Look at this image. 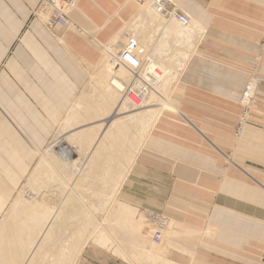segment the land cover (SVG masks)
<instances>
[{"label":"crops","instance_id":"crops-1","mask_svg":"<svg viewBox=\"0 0 264 264\" xmlns=\"http://www.w3.org/2000/svg\"><path fill=\"white\" fill-rule=\"evenodd\" d=\"M143 1L78 0L69 8L71 25L51 32L35 16L40 0H0V223L70 115L90 70L106 58L104 46L128 33L126 25L151 7L152 0ZM172 1L192 19L180 29L187 32L182 45L187 50L178 57L187 60L173 89L181 90L162 106L169 108L158 114L135 161L125 168L119 198L128 206H121V214L132 222L131 212L124 211L148 209L173 220L161 245L171 241L167 257L175 264H259L264 248V0ZM145 22L151 23H138ZM147 25L138 36L140 50L156 56L151 34L158 25ZM254 63L262 82L251 122L236 134L239 101ZM118 240L129 255L149 261L141 256L146 244L140 236L136 249ZM90 241L77 246L71 264H136L115 244L111 251L128 259L88 246Z\"/></svg>","mask_w":264,"mask_h":264},{"label":"rangeland","instance_id":"rangeland-1","mask_svg":"<svg viewBox=\"0 0 264 264\" xmlns=\"http://www.w3.org/2000/svg\"><path fill=\"white\" fill-rule=\"evenodd\" d=\"M142 8H143V6H141V9ZM144 13H149L150 18L148 17L147 21L151 22V23L145 22V24L143 26H138V25H142L143 23L139 24L137 21V18L135 16L134 19L132 20V23H128V25H126L125 31H128L131 34H135V36H137L138 39H141L138 36H142L144 34V32H146L145 29L148 28V26H149L147 24L158 25L156 27V33L157 34L153 33V34H151V37L153 38V40H156L157 46L159 47L160 51H158V47H156V49H155V50H157L156 52H158L160 54L164 51L165 52L164 54L166 55V56L165 55L164 56L166 58L163 57L162 54H160V57L161 56L162 57L158 58L159 54L156 52H155V55L158 56L157 57L158 59H161L163 61L165 60V64L169 67V69L175 71V76H173V79L171 78L172 80L170 81L171 82L170 88H172V87L174 88L175 85L177 84L178 80H179L180 72L183 69L184 64L186 63V60H187L184 57H182V58L178 57L180 55L184 56L183 53L185 50H187V49H184V47L182 46L184 44L183 36H186L187 32L184 31V33H183L181 31L183 29V27H181L180 25H176V23H169V27H171L172 31H173V33L170 34V32H172V31H169L170 29H167L169 32L165 31V29L161 30L163 24H165L166 21H164L158 15H156L151 7H148V10L145 11ZM154 20H157V21L159 20V22L154 23L153 22ZM160 31H161V35L157 38V35H159ZM162 31H163V33H162ZM148 33L150 34L149 31H148ZM168 36L169 37L171 36V38H173V39L167 38ZM164 37H166V39H169L170 41L166 40ZM121 39H123V38H121ZM168 43H169V45H168ZM177 43H179V45ZM140 45H143V42H141ZM180 45H181V47H180ZM149 46H151V45H149ZM161 46L163 47V49L161 48ZM166 47H167V50H166ZM170 47H171V50H170ZM178 49H180V50L178 51ZM166 51H168L169 53ZM167 55H169V56H167ZM105 62L107 63V59H105ZM105 62L103 60L101 62V64L104 63V65H105L106 64ZM180 64L183 67H181ZM99 66H97L96 68H93V67H95V66H93L92 69L90 70V79H89L87 86L85 87L81 96L79 97V99L75 103V106L72 108L70 115L68 116L66 121L59 127L55 136L53 137L52 141L50 142L49 146L43 152V153H45L46 156H43V153L41 154L37 165L33 169L32 173L25 180V183L21 187V189L19 190L16 199L11 203L9 209L5 213L3 219L0 223V232L4 230L2 235H0V243L5 244L4 237L7 236L6 234L10 230L8 228H10L13 224H17L16 221H18L19 222L18 224H21V225L26 224L28 221V217H25V216H27L28 214H29L28 215L29 219L32 218V219H30V221L34 220L33 218L35 215L33 214L34 216H32L30 214V212L33 210L32 209L33 203H31L32 199H30V201L26 200L28 198L27 195L31 194L33 196H36L35 200L37 199L39 202L35 201L34 203H36V202L40 203L41 200L37 197L38 196L41 197L42 194H44L45 195V197L43 198L44 201H41L40 205H42V206L44 205L45 210L47 209L50 212L53 209H55V210L58 209V213H57L58 217H56V218L54 217V219H53L54 225H53V227H51L50 232H49L51 234V230H52V237H50L49 240L48 239L45 240V242H49V243L45 244V246L43 245V243H42L43 246L40 244L42 247L39 245L40 248L38 247V249L34 253L36 255L31 257L32 259H34V257H35V260L31 259L32 262L33 261L36 262V260H37V262L36 263L35 262H33V263L29 262L30 264H54V262L56 264L57 258L59 259L58 260L59 264H71L72 261L74 260L75 254H77V253H75V249L80 244V242H82L84 240V238L91 231H93L92 230L93 229L92 221L95 223V225L97 223V221H94L93 218L92 219L89 218L91 215L87 212V210L83 209L82 205L80 204V202L78 201L77 198H74L72 200L67 199L69 201H65V203L63 201H61L62 196H64V192H65V194L67 193L66 192L67 187H65V185H62L63 182H62V180H60V176L58 175L59 173L57 172V170L59 169L58 171H60L62 174L66 175V176H70L71 174L74 173L75 176L79 178L78 172H79V170H81V166H82L81 164H83V159H84L83 155L86 153L85 150L87 151L90 142L91 141L94 142L99 136V122L100 121H98V119L101 117L99 116V118H98V115L102 111V109L105 105L110 104L107 101L108 98L105 97V94L100 89L99 84H98V80H97L98 78H97L96 71L99 68ZM107 66L105 65V67H103V68L108 69ZM103 77H104L105 81L110 80L111 74H109V77L106 76V74H105ZM170 88L166 90L167 94H166V92H164V95L167 97L171 94L170 95V100H171L172 96L175 97V95L179 94L181 88L176 87L175 89L172 88V90ZM169 90H170V92H169ZM153 103H155V102H153ZM119 104L120 105H118V107H117V104L115 105L116 109L119 108V112H115V114H116L115 116L118 118L116 120V128L112 130V133L109 137V140L107 141V145L109 143V146H106V149L102 150V153H101L102 155L100 154L99 157L94 159V162H91V166L93 163H94V165L92 167L93 169L90 172V174H88L86 177L82 176V179H80V180H74L73 184L75 185V188L77 190H79V192H81L85 196L87 201L89 203H91V205L93 206L92 208L96 212V214L98 215L100 221H102L103 224L110 231H111V226H112V228H113L112 231H115V233L117 234V237L120 238L122 243L128 249H136V247H138L137 242H138V237L140 236V238L143 241V245L146 244V250H147V248L157 247V246L153 245L150 242L151 240L149 239L150 232L148 229L150 228V224L147 223V221L145 220L142 211H138L136 208H131L130 212H131V216L133 217L132 222L138 223V225H139V230L135 234L136 228L134 229V228H132V226H130V224H133L131 222V220L127 219V222H126L124 220L125 217L121 214V205H123V207L128 206V205H124V204L120 203L121 199L119 198V190L118 189H119V183H120V180L122 178V175L125 172V168L130 164V162L133 160L134 156L137 154L138 150L140 149L139 147H141L142 141L144 139V134H146L148 132L149 128L152 127V124L154 123L155 118L158 116V113H156L157 116H156V114L155 115L152 114L153 116L151 114H150L151 116H149V115L144 116L142 113H139V114L134 113L131 116L130 111H129L130 109L129 108L126 109L125 104L123 102L122 103L120 102ZM158 104H160V107H161L165 103H162V101H160ZM167 108H169V107L165 106L164 108H160V110L163 111L164 109H167ZM151 109H154V108H151ZM154 112H156V110H154ZM103 117H106L105 122L108 120V118H110V117L105 116V115H103ZM102 120H104V118ZM102 120H101V125H102ZM142 124H144L145 126H143ZM117 128H119V129L117 130ZM133 130H134V132H133ZM134 134H136V135H134ZM79 139H80V142H79ZM81 139H85L86 142L84 140L82 141ZM83 142L87 143V149L85 147L86 145H84L82 147L80 146V145H83L82 144ZM126 142L127 143L129 142L130 144L128 143L126 145L125 144ZM69 143H72V145L71 144L70 145L75 146L76 148L75 147H73V149L66 148V145ZM112 144H113V146H112ZM124 146L126 149H122V148H124ZM112 147H114V149ZM120 147H122V148H120ZM112 149L118 155L116 153L114 154ZM125 151H126V153H125ZM127 152L129 153V156H128ZM108 153H111L112 156L114 155L113 156L114 161H113V157L111 156L112 162L109 165L111 167L108 166L109 167L108 170H106L107 167L104 170V168L102 169L103 159H104L105 155H108ZM123 153H125V154H123ZM121 155H123V156L120 158ZM130 155L131 156L133 155V156L131 157ZM128 157H131V159ZM51 161L56 164L55 168L52 167L51 165H49V163L51 164ZM52 168L56 169L55 173H54V169L52 170ZM104 171L106 173H104ZM74 174H73V176H74ZM94 174H98L95 176V179L92 178V176ZM92 179H94V182H92ZM96 180L98 181V183ZM94 183H96V184H94ZM114 199H115V202H114L115 204L111 205V207L109 208L108 206H109L110 202H112ZM33 201H34V199H33ZM28 203H29V205H28ZM59 204L60 205L63 204L61 206H63V209L65 211H68L73 205L76 204L73 216L72 217L68 216V214H66L65 216H61L59 213V209H61L62 207H60ZM34 206H36V207L38 206L40 208V206L38 204H36ZM42 206H41L40 210H42ZM24 207L25 208L28 207L30 210L29 213H27V214L24 213L25 216L23 215V212L21 211V209H24ZM58 207H60V208H58ZM80 207H81V209H80ZM53 212H54V210H53ZM55 215L56 214H54V216ZM23 216H24V218L21 219ZM29 223H31V222L28 221L27 224H29ZM37 231H39V230H37ZM37 231L34 233L35 234L33 236L34 238H36ZM133 231H134V235L132 234ZM93 233H94V231H93ZM53 234H54V236H53ZM1 237H2V239H1ZM57 237H59V239ZM168 237H169V233L167 234V239H168ZM25 239L27 241L26 236H25ZM167 239H166V241H167ZM33 240L34 239L30 240V242ZM55 240L57 242H55ZM134 242H135V244H133ZM33 243H34V241H33ZM52 243H54V244L52 245ZM59 243H61V244H59ZM30 244H27L24 246L25 250L27 249V246L29 247ZM90 245L104 249L107 252H109L110 255H111V253H113L114 255H116L117 257H119L121 259L127 258V257H125V255L123 253L120 254L119 251H116V252L111 251V246H110V248H107V247L98 245V244L94 243L93 241L92 242L90 241L88 243V246H90ZM161 246L158 248H161ZM44 247L46 248V250ZM43 249H44V251H43ZM29 250H30V248L27 249V251H29ZM38 250H40V251H38ZM27 251L26 252L24 251V253L27 254L28 253ZM57 252H58V254L60 252L59 256L57 255ZM37 253H40V254H37ZM132 253L133 254H139V252H132ZM56 256H57V258H56ZM144 257L146 258V256H144ZM133 258L136 260L137 264L142 263V261L139 260L138 258H136V257H133ZM46 261H48V262L45 263ZM142 264H153V262L151 263L149 261H145Z\"/></svg>","mask_w":264,"mask_h":264},{"label":"bare ground","instance_id":"bare-ground-1","mask_svg":"<svg viewBox=\"0 0 264 264\" xmlns=\"http://www.w3.org/2000/svg\"><path fill=\"white\" fill-rule=\"evenodd\" d=\"M148 17H149V13H142V15L140 16V18L138 19V22H142V20H147L148 19ZM150 18V17H149ZM165 21V20H164ZM166 22H169V21H166ZM139 24H142V23H139ZM145 23H143L142 25H138V26H143ZM178 24V23H177ZM137 27V26H136ZM169 23H165L164 25H163V29H165V31H167V32H169V31H172V28L171 27H169ZM138 28V27H137ZM185 28V27H184ZM162 29V30H163ZM167 29H170L169 31L167 30ZM175 29V28H174ZM139 33V32H138ZM173 33V31L172 32H170V34H172ZM165 39H166V37H164ZM163 38V39H164ZM168 38V37H167ZM121 40V39H120ZM166 40H169V39H166ZM170 41V40H169ZM168 41V42H169ZM115 42V41H114ZM170 43V42H169ZM169 43H168V45H169ZM164 44V43H163ZM179 45V44H178ZM156 47H158V46H156ZM180 47H181V45H180ZM161 48L163 49V47L161 46ZM169 48V47H168ZM141 51H143V53L146 55V56H149V57H151L152 58V65L153 66H158L160 69H161V71H162V76H163V79H162V82H161V84H160V87H159V89H158V91L157 92H155L154 94H152V98L150 97L149 98V100L146 102V104L143 106V108H141V109H136V110H134V109H130L129 107H128V105L127 104H125V108L127 109V108H129L130 110V114H131V116L134 114V113H137V114H139V113H142L144 116L145 115H149V116H151L152 114H156V113H160L162 110H160V108H163L162 106L160 107V104H158L160 101H162V103H166L167 102V100H169V97H170V95L169 96H165L164 95V92H166V90L167 89H169L170 88V84H171V80L173 79V70H171V69H169V67L165 64V60L163 61V60H161V59H158V58H161L160 57V54H162L163 55V57H165L166 55L164 54L165 52L163 51L162 53H158V52H156L157 50H155L156 48H154V53L156 52V53H158L159 54V57L158 56H154V55H152V54H149L148 52H150L151 50H149V51H147L145 48H143V47H141ZM165 49V48H164ZM166 50H167V47H166ZM170 50H171V47H170ZM180 49H178V51H179ZM158 51H160L159 50V47H158ZM162 51V50H161ZM166 52H168V51H166ZM169 53V52H168ZM167 54V53H166ZM165 55V56H164ZM167 56H169V55H167ZM157 59H156V58ZM166 58V57H165ZM164 58V59H165ZM106 59V58H105ZM105 59H104V62H105ZM106 63V62H105ZM184 63V62H183ZM106 66H107V63L105 64ZM105 65H104V63H102L100 66H99V68H98V70L96 71V73H97V80H98V84H99V87H100V89L103 91V93L105 94V97L106 98H108L107 99V101L110 103L109 105H105L104 107H103V109H102V111L99 113V115H98V118H99V116L101 117V118H99L98 119V121H100L99 122V136H98V138L93 142V141H91L90 139V144H89V146H88V150L86 151L85 150V154L83 155L84 156V159H83V164H81L82 166H81V170H79V174H78V176H79V178L78 177H76L75 176V174H74V176H73V174H71L70 176H66V175H64V174H62L60 171H58L57 170V172L59 173L58 175L60 176V180H62V182H63V184L62 185H65V187H67V190H66V194H65V192H64V196H62V200L61 201H63L64 203H65V201H69V200H72V199H74V198H77L78 199V201L80 202V204L82 205V207H83V209H85V210H87V212L91 215L89 218H93V220L94 221H97V223H96V225H95V223L92 221V223H93V231H94V233H93V231H92V233H91V235L86 239V240H84V243L82 244L81 242H80V244L78 245L79 247H81V249L84 247V245L87 243V241H89V240H93V241H95V242H98L99 244H102V245H104L105 247H107V248H110V246L111 247H113L114 246V244L118 247V248H120L122 251H123V253L129 258V260L130 261H132V263H136V260L131 256V255H129L127 252H126V250H124V248L122 247V245H121V243H120V241L118 240V237L113 233V232H111V231H109L108 230V228L103 224V222L102 221H100V219L98 218V216L96 215V212L93 210V206L91 205V203H89L88 201H87V199L85 198V196L81 193V192H79V190H77L76 188H75V185L73 184V182H74V180H80V179H82V176H84V177H86L88 174H90V172L92 171V167H93V165H94V163L92 164V166H91V162H94V159L95 158H97V157H99L100 156V154L102 153V150L103 149H106V146H109V143H108V145H107V141L109 140V137H110V135H111V133H112V130L113 129H115L116 128V120H117V118L118 117H116L115 115V112H119V108L118 109H116V104H117V107H118V105H120L119 103L121 102L122 103V100H121V97H120V94H119V92L111 85V78H110V80H107V81H105V79H104V75L106 74V76H108L109 77V74H110V70H109V67H108V69L107 68H103V67H105ZM181 65V64H180ZM181 67H183L182 65H181ZM120 74L123 76V77H126V78H128L129 77V73L127 72V71H125V70H121L120 71ZM172 78V79H171ZM116 85H120V83L118 82V81H116V82H114ZM173 88V87H172ZM172 88H170L171 90H172ZM169 92H170V90H169ZM172 92V91H171ZM166 94H167V92H166ZM163 99V100H162ZM153 102H155V103H153ZM151 108H154V109H151ZM154 110H156V112H154ZM109 114V115H108ZM151 114V115H150ZM103 115H105V116H108V117H110V118H108V120L105 122V119H106V117H103ZM141 116V115H140ZM153 116V115H152ZM156 116H157V114H156ZM155 117V116H154ZM104 118V120H102ZM156 119V118H155ZM101 120H102V125H101ZM132 120V119H131ZM151 122V121H150ZM155 122V121H154ZM152 123V122H151ZM143 126H145L144 124H142ZM152 126H153V124H152ZM119 128H117V130H118ZM150 130H151V128H149V130H148V134H149V132H150ZM143 133V132H142ZM122 134V133H121ZM120 134V135H121ZM144 134V133H143ZM147 134V135H148ZM134 135H136V134H134ZM142 135V134H141ZM145 135V134H144ZM147 135L145 136V138H144V141L146 140V138H147ZM116 136V135H115ZM114 136V137H115ZM113 138V137H112ZM117 138V137H116ZM142 139V138H141ZM82 141L84 140L85 141V139H81ZM78 142V141H77ZM79 142H80V139H79ZM86 142V141H85ZM74 143V142H73ZM129 143V142H128ZM127 142L125 143L126 145L128 144ZM132 143V142H131ZM142 143H143V141H142ZM72 145V143H69V144H67L66 145V148H68V149H73V147H75V146H71ZM83 145H80L81 147L82 146H84V145H86L85 147H86V149H87V143H82ZM124 144V143H123ZM130 144V143H129ZM78 145V144H77ZM125 145V146H126ZM138 145V144H137ZM136 145V146H137ZM142 145V144H141ZM71 146V147H70ZM112 146H113V144H112ZM115 146V145H114ZM118 146V145H117ZM123 146V145H122ZM124 146V147H125ZM139 146V145H138ZM116 147V146H115ZM76 148V147H75ZM113 149H114V147H112ZM120 148H122V147H120ZM140 148V147H139ZM80 149V148H79ZM113 149H112V151H113ZM117 149V148H116ZM122 149H124V148H122ZM126 149V148H125ZM77 150V149H76ZM132 150V149H131ZM124 151V150H123ZM130 151V150H129ZM137 151V150H136ZM138 151H140V149L138 150ZM114 152V151H113ZM126 152V151H125ZM116 152H114V154H115ZM122 153V152H121ZM133 153V152H132ZM136 153V152H135ZM117 154V153H116ZM123 154H125V153H123ZM137 154H138V152H137ZM102 155V154H101ZM118 155V154H117ZM116 155V156H117ZM135 155V154H134ZM43 156H46L45 155V153H43ZM82 156V157H83ZM111 153H108V155H105L104 156V159H103V165H102V169L104 168V170H105V168L107 167V169L106 170H108V168L109 167H111V166H109L110 164H111V162H112V160H111ZM114 156V155H113ZM112 156V157H113ZM123 155H121L120 156V158L122 157ZM129 156V155H128ZM131 156V155H130ZM133 156V155H132ZM131 156V157H132ZM126 157V156H125ZM131 157H128V158H130L131 159ZM137 157V155L136 156H134V158H133V161H131V163L133 164V162L135 161V158ZM117 158V157H116ZM115 158V159H116ZM113 161H114V157H113ZM125 162V161H124ZM123 162V163H124ZM130 163V164H131ZM131 164V165H132ZM49 165H51L52 167H56V164L55 163H53L52 161H51V164L49 163ZM109 166V167H108ZM130 166V165H129ZM54 168H52V170L54 169ZM125 168V167H124ZM127 168V167H126ZM130 169V167L128 168V170ZM55 170L56 169H54V173H55ZM61 170V169H60ZM103 171V170H102ZM56 172V173H57ZM128 171H126V173H125V176H127L126 174H128L127 173ZM104 173H106L105 171H104ZM130 173V172H129ZM102 174V173H101ZM57 175V176H58ZM96 175H98V174H94L93 176H92V178H94L95 179V176ZM106 175V174H105ZM58 176V177H59ZM90 176V175H89ZM107 176V175H106ZM105 176V177H106ZM125 176H124V178H125ZM104 177V176H103ZM59 179V178H58ZM94 179H92V182H94ZM98 180V179H97ZM96 180V181H97ZM102 180V179H101ZM51 182V181H50ZM121 182H123V180L121 181ZM97 183H98V181H97ZM102 183V182H101ZM94 184H96V183H94ZM122 184V183H121ZM120 185V184H119ZM122 186V185H121ZM120 189V188H119ZM118 189V190H119ZM65 190V189H64ZM117 190V189H116ZM33 192V191H32ZM27 193V192H26ZM71 194V195H70ZM24 196V195H23ZM27 199L26 200H29L30 201V199H32L31 200V203H33L32 204V211L30 212V214L32 215V216H34V220H31L30 221V219H32V218H30L29 219V214L27 215V216H25L24 215V213L25 214H27V213H29V208L27 207V208H25L24 207V209H21V211L23 212V215L25 216V217H28V221L29 222H31V223H29V224H27L28 223V221H27V223L26 224H18L19 222L18 221H16L17 222V224H13L10 228H8V229H10L9 230V232H7V236H5L4 237V241H5V244L3 243V244H1L0 243V264H28L29 262H32L31 261V257H33V256H35L36 254H34L35 253V251L38 249V247H39V245L41 244L42 245V243H43V245L45 246V244H48L49 242H45V240L46 239H48L49 240V238L50 237H52V230H51V234L49 233L50 232V229H51V227H53V225H54V222H53V219H54V217L56 218V217H58L57 215V213H58V209H53L54 210V212H53V210L50 212V211H48L47 209L45 210V207H44V205L42 206V205H40V203H41V201H44L43 200V198L45 197V195L44 194H42V196L41 197H37V198H39L41 201H40V203H34L35 201H38L37 199L35 200V198H36V196H33V195H27ZM71 197V198H70ZM102 197V196H101ZM116 198V197H115ZM33 199H34V201H33ZM67 199H69V200H67ZM115 200V199H114ZM28 201V202H29ZM39 202V201H38ZM30 203V204H31ZM62 203V202H61ZM36 204H38L39 206H40V208H41V206H42V210H40V208L37 206H34V205H36ZM43 204V203H42ZM28 205H29V203H28ZM60 205V204H59ZM58 205V206H59ZM61 205H63V204H61ZM60 205V207H62L61 209H59V213H60V215L61 216H65L66 214H68V216H73V213H74V211H75V205H73L68 211H65L64 209H63V206H61ZM27 206V205H26ZM55 206V205H54ZM122 207H123V205H121ZM23 207V206H22ZM35 207V208H34ZM47 207V206H46ZM60 207H58V208H60ZM109 208L111 207V202H110V204H109V206H108ZM107 207V208H108ZM49 208V207H48ZM80 209H81V207H80ZM45 210V211H44ZM145 210V209H144ZM81 211V210H80ZM50 212V213H49ZM82 212V211H81ZM80 213V212H79ZM83 213V212H82ZM107 213V212H106ZM124 213H126L127 214V216H128V214H130V211L129 210H126V211H124ZM34 214V215H33ZM54 214H56L55 216H54ZM30 215V216H31ZM79 215V214H78ZM24 216L21 218V219H23L24 218ZM88 218V217H87ZM58 219V218H57ZM64 219V218H63ZM20 220V219H19ZM27 220V219H26ZM21 221V220H20ZM65 221V220H64ZM173 221V220H172ZM171 221V224H170V227H169V232L170 231H172V228H173V222ZM65 223V222H64ZM63 224V223H62ZM137 228L139 229V225H138V227H136V230H137ZM4 229V228H3ZM37 230H39V231H37ZM113 230V229H112ZM37 231V235H36V238H34L33 236L35 235L34 233ZM4 232V230L3 231H1L0 232V235H2V233ZM39 232V233H38ZM169 232H167V233H169ZM171 233V232H170ZM29 234V235H28ZM4 236V235H3ZM25 236L27 237V241H26V239H25ZM53 236H54V234H53ZM54 238V237H53ZM58 239H59V237H57ZM1 239H2V237H1ZM32 239H34L33 241H34V243H33V241H31L30 242V240H32ZM47 240V241H48ZM59 241V240H58ZM31 244H30V243ZM51 242V241H50ZM55 242H57L56 240H55ZM151 242V241H150ZM149 242V243H150ZM30 244L29 245V247L27 246V249H29L30 248V250L29 251H27V249L25 250V248H24V246L25 245H27V244ZM54 243H52V245H53ZM59 244H61V243H59ZM67 244V243H66ZM171 244V241H166L165 242V244H163L162 246H161V248H158V247H151V248H147V250H145V252L143 251V253H145V254H141V256H146V258L149 260V261H151V262H153V264H175L174 262H172V260L171 259H169L168 257H167V255H168V251L166 250V248H167V246H169ZM40 245V246H41ZM42 245V246H43ZM50 245V244H49ZM31 246V247H30ZM41 246V247H42ZM173 246V245H172ZM40 248V247H39ZM45 248V247H44ZM45 250H46V248H45ZM62 250V249H61ZM24 251L26 252H28L27 254H25L24 253ZM38 251H40V250H38ZM43 251H44V249H43ZM58 251V250H57ZM22 252V253H21ZM24 253V254H23ZM37 254H40V253H37ZM59 254H60V252H59ZM59 254H58V252H57V255L59 256ZM26 255V256H25ZM63 255V254H62ZM38 257V256H37ZM56 258H57V256H56ZM38 259V258H37ZM32 260H35V257H34V259H32ZM52 260V259H51ZM59 259L57 258L56 259V264H59V261H58ZM33 262H35V261H33ZM32 262V263H33ZM36 262H37V260H36ZM35 262V263H36ZM48 261H46L45 263H47ZM30 264V263H29ZM54 264H55V262H54ZM73 264H74V262H73ZM137 264V263H136ZM141 264V263H140Z\"/></svg>","mask_w":264,"mask_h":264},{"label":"built area","instance_id":"built-area-1","mask_svg":"<svg viewBox=\"0 0 264 264\" xmlns=\"http://www.w3.org/2000/svg\"><path fill=\"white\" fill-rule=\"evenodd\" d=\"M78 0H40L35 10L39 18L49 31L57 27L66 28L72 21L69 8L74 7ZM144 3L143 0H138ZM151 7L156 15L165 21H173L182 27L191 23L188 13L178 7L172 0H152ZM121 37L123 39H121ZM121 39V40H120ZM107 65L111 74V85L119 92L123 103L130 109H141L149 98L158 91L162 82V71L152 65V58L140 50V41L130 32L120 36L115 42L104 46ZM127 71L128 78L120 74ZM118 81L120 85L114 82ZM262 82L258 63H254L250 78L243 90L239 104L241 113L236 120L235 132L239 134L243 127L251 122V112L255 108V99ZM145 220L150 224V240L155 246L163 243L169 230L171 220L164 213L145 209L142 211ZM259 264H264V248Z\"/></svg>","mask_w":264,"mask_h":264}]
</instances>
